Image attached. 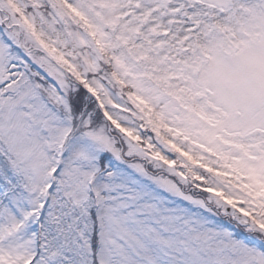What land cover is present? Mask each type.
I'll return each instance as SVG.
<instances>
[{
	"label": "snow or ice",
	"instance_id": "1",
	"mask_svg": "<svg viewBox=\"0 0 264 264\" xmlns=\"http://www.w3.org/2000/svg\"><path fill=\"white\" fill-rule=\"evenodd\" d=\"M0 264H264V0H0Z\"/></svg>",
	"mask_w": 264,
	"mask_h": 264
}]
</instances>
